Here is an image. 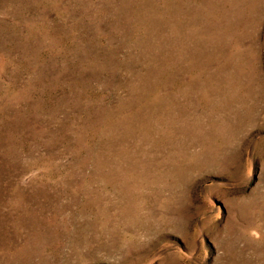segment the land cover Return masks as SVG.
I'll use <instances>...</instances> for the list:
<instances>
[{
	"label": "rangeland",
	"instance_id": "obj_1",
	"mask_svg": "<svg viewBox=\"0 0 264 264\" xmlns=\"http://www.w3.org/2000/svg\"><path fill=\"white\" fill-rule=\"evenodd\" d=\"M0 264H264V0H0Z\"/></svg>",
	"mask_w": 264,
	"mask_h": 264
}]
</instances>
